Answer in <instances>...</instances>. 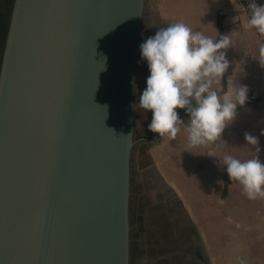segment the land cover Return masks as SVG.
Returning a JSON list of instances; mask_svg holds the SVG:
<instances>
[{
    "label": "water",
    "instance_id": "95a60500",
    "mask_svg": "<svg viewBox=\"0 0 264 264\" xmlns=\"http://www.w3.org/2000/svg\"><path fill=\"white\" fill-rule=\"evenodd\" d=\"M144 3L13 1L0 62V264H130Z\"/></svg>",
    "mask_w": 264,
    "mask_h": 264
},
{
    "label": "crops",
    "instance_id": "0c3cea01",
    "mask_svg": "<svg viewBox=\"0 0 264 264\" xmlns=\"http://www.w3.org/2000/svg\"><path fill=\"white\" fill-rule=\"evenodd\" d=\"M145 13L149 15V27L144 37L141 28L140 43L157 29L177 21L211 37H215L217 31L226 34L232 30L229 33L232 46L226 50L227 59L232 63L221 85L213 86L226 88L238 81L248 86L249 99L243 108L239 107L236 120L225 128L223 138L217 141L219 149L212 144L188 148L183 132L171 141L156 133L152 141L163 158L156 162L163 178L175 188L180 187L181 192L191 197L192 201L215 204L213 213L221 221L219 223L225 226L227 221V239L231 240L233 246L229 258L236 255V264H243L239 259L243 253L245 264H264V198L248 199L242 186L234 180L230 181L223 193V182L228 175L224 166L217 163L224 154L241 159L256 155L253 147L244 141L245 132L259 138L258 156L264 161V132L261 131L264 129V67L254 58L258 55L260 44L256 32L243 28L247 17L240 12L237 0H145ZM241 60L244 61V73L240 71ZM146 75V62L139 53L136 63V109L139 95L145 87ZM178 113H181V119L187 120L183 109ZM151 135L152 131L142 134L139 142H146L143 139H150ZM219 246L220 243L218 251ZM216 250L217 246H214V257Z\"/></svg>",
    "mask_w": 264,
    "mask_h": 264
},
{
    "label": "clouds",
    "instance_id": "9594fccd",
    "mask_svg": "<svg viewBox=\"0 0 264 264\" xmlns=\"http://www.w3.org/2000/svg\"><path fill=\"white\" fill-rule=\"evenodd\" d=\"M245 7L247 19L243 28L254 29L264 37V3L249 0ZM230 32L217 31L216 36L211 37L177 21L157 29L139 44L148 75L138 105L151 111L148 128L152 132L169 141L183 132L188 148L212 144L219 149L217 141L223 138L225 128L236 120L238 107L243 108L249 99L248 86L238 81L226 88L213 86L221 85L232 63L226 55V50L232 46ZM254 58L264 67V42L259 44ZM243 63L239 61L240 71L244 73ZM177 109L185 111L187 120L181 119ZM244 141L253 147L255 156L241 159L224 154L217 163L224 166L231 181L242 186L248 199L264 198V161L258 156L259 138L245 132Z\"/></svg>",
    "mask_w": 264,
    "mask_h": 264
},
{
    "label": "flooded vegetation",
    "instance_id": "af4514ba",
    "mask_svg": "<svg viewBox=\"0 0 264 264\" xmlns=\"http://www.w3.org/2000/svg\"><path fill=\"white\" fill-rule=\"evenodd\" d=\"M135 174L130 197V264H216L186 202L160 178Z\"/></svg>",
    "mask_w": 264,
    "mask_h": 264
},
{
    "label": "rangeland",
    "instance_id": "374dc122",
    "mask_svg": "<svg viewBox=\"0 0 264 264\" xmlns=\"http://www.w3.org/2000/svg\"><path fill=\"white\" fill-rule=\"evenodd\" d=\"M148 19H149V15L148 13H145L143 16V23H142L143 37L146 35L148 31V27H149ZM141 119H144V122H141ZM150 120H151L150 110L145 111L144 109L140 108L138 105V102H137V109H136V86H135L133 139L136 141V144L132 152L131 171H132V177H134L135 174H137L139 177L141 175L143 178H147L148 179L147 183L150 185L149 187H151L152 189L153 181L159 178L156 171H158L162 175V173L159 171L157 167L156 162L157 160L159 161V159H163V158L156 151L155 144L153 141L148 142V143L139 142V139L142 134H145L146 132L151 131L148 128V124L150 123ZM142 129H145V131H142ZM175 189L179 193L181 198L184 199V201L186 202V206L188 207L189 212L192 214L197 226L200 228L205 244L210 252V255L214 258L215 263L216 264H236V260H237L236 255H232L231 258H229L228 256L230 252V248L233 247L231 240L227 239L228 223L227 221H225L226 222L225 226L223 225V223L221 224L219 223L221 221H219L217 215L213 213V211H215L216 209V207L215 209L213 208L215 204L194 202L191 200L192 199L191 197L188 198L186 194L182 193L183 191L180 187H176ZM219 243H220V246H219V251H218ZM214 246H217L215 257H214V252H213ZM239 259L243 264H245V257L243 253L240 254Z\"/></svg>",
    "mask_w": 264,
    "mask_h": 264
},
{
    "label": "trees",
    "instance_id": "16d2710c",
    "mask_svg": "<svg viewBox=\"0 0 264 264\" xmlns=\"http://www.w3.org/2000/svg\"><path fill=\"white\" fill-rule=\"evenodd\" d=\"M13 1L14 0H0V62ZM177 111H181V109H177Z\"/></svg>",
    "mask_w": 264,
    "mask_h": 264
},
{
    "label": "built area",
    "instance_id": "2783aa9c",
    "mask_svg": "<svg viewBox=\"0 0 264 264\" xmlns=\"http://www.w3.org/2000/svg\"><path fill=\"white\" fill-rule=\"evenodd\" d=\"M249 2V0H237L238 6H239V10L241 13H243L246 17H247V10H246V5ZM257 4L263 3L262 0H256ZM255 31V30H254ZM258 40L261 42H264V37L259 36L256 33Z\"/></svg>",
    "mask_w": 264,
    "mask_h": 264
}]
</instances>
